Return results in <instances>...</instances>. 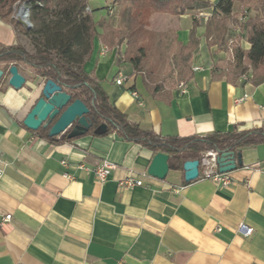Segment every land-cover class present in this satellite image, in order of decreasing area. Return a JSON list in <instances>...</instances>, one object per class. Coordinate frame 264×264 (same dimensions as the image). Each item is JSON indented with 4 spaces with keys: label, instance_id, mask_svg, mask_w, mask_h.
<instances>
[{
    "label": "crops",
    "instance_id": "1",
    "mask_svg": "<svg viewBox=\"0 0 264 264\" xmlns=\"http://www.w3.org/2000/svg\"><path fill=\"white\" fill-rule=\"evenodd\" d=\"M208 16L206 10L188 11L176 20L175 35L184 46L197 22L199 46L185 95L180 83L151 95L142 76L98 39L85 71L95 74L131 123L162 138L264 127V84H251V72L238 84L218 76L226 52L208 48ZM22 38L0 19L1 45H24ZM240 46L250 49L245 36ZM120 73L126 78L121 87L115 84ZM23 75L21 90L9 79L0 85V264H264V144L235 154L243 166L228 173L229 188L202 178L186 183L182 172L171 169L160 181L148 175L155 154L116 134L62 144L36 137L23 119L44 81ZM103 162L115 168L100 184L94 170ZM128 176L143 186L121 188ZM6 216L9 222H3ZM241 224L253 234L239 233Z\"/></svg>",
    "mask_w": 264,
    "mask_h": 264
},
{
    "label": "trees",
    "instance_id": "2",
    "mask_svg": "<svg viewBox=\"0 0 264 264\" xmlns=\"http://www.w3.org/2000/svg\"><path fill=\"white\" fill-rule=\"evenodd\" d=\"M22 1L0 0V19L27 38L35 47V52H30L21 43L12 46L0 44V70L4 72L1 86L6 84L11 66L17 67L23 77V74L30 73L34 80H51L72 97L71 103L81 101L89 109L87 121L92 127L85 135L99 137L95 135V130L105 124L108 132L100 137L116 134L155 155L163 153L169 156L170 169L183 174L184 165L200 161L203 153L214 151L220 155L225 152L236 154L244 148L264 144V127L245 131L235 127L232 132L213 133L205 137L162 138L153 131L143 130L131 123L111 101L95 74L85 71V65L94 52V41L98 39L109 51L115 49L118 62L129 64L134 74L142 76L147 91L158 96L168 88L160 70L166 64L163 55L171 53V49L168 43L163 44L167 41L164 38L155 42V34L148 30L151 17L164 14L179 18L188 11L210 10L205 30L206 44L210 49L215 46L225 48L228 46L227 24L233 16L235 2H241L254 15L240 24L245 35H239L231 41L235 46L232 49V62L218 76L238 84L251 72L250 83L259 86L264 84V0H217L215 3L208 0H115L117 6L130 11L138 20L139 28L129 34L112 28L105 20L95 22L92 13L88 12L90 0H26L25 9L29 12L31 24L26 29L13 19L15 6ZM110 9L114 10L108 7V14ZM196 29L197 22L194 21L187 45L179 43L176 36L171 42L176 50L169 62L173 68L171 71L180 79L178 83H186L193 76V53L199 46ZM243 36L250 46L248 51L240 46ZM160 47H163V51L159 50ZM213 71L217 72V69ZM51 127L33 133L52 144L71 143L79 139H69L72 128L64 135L50 137Z\"/></svg>",
    "mask_w": 264,
    "mask_h": 264
},
{
    "label": "water",
    "instance_id": "3",
    "mask_svg": "<svg viewBox=\"0 0 264 264\" xmlns=\"http://www.w3.org/2000/svg\"><path fill=\"white\" fill-rule=\"evenodd\" d=\"M19 22L24 27H31L27 15L23 11ZM8 84L14 90H21L26 84V79L19 73L17 67L11 66L9 69ZM4 77V72L0 70V82ZM72 97L68 95L55 82L49 80L40 85L39 96L33 107L23 119V125L32 132L39 129H46L52 125L49 136L59 137L72 128L69 139L80 138L88 133L92 125L87 121L89 109L81 101L71 103ZM107 125H102L95 130V135L107 134ZM221 174H228L236 170L237 166H243L241 154L237 156L232 152L222 153L217 160ZM200 161L187 162L184 165V177L186 183H191L199 179ZM170 174L169 156L159 153L155 155L149 169L148 175L160 181L167 179Z\"/></svg>",
    "mask_w": 264,
    "mask_h": 264
},
{
    "label": "rangeland",
    "instance_id": "4",
    "mask_svg": "<svg viewBox=\"0 0 264 264\" xmlns=\"http://www.w3.org/2000/svg\"><path fill=\"white\" fill-rule=\"evenodd\" d=\"M234 5L235 6H234V11H233V16L229 19V22L227 24L228 32L226 35V41H228V46H225V48H223L224 52H226L225 53L226 56H224V59L219 60V63L217 64L218 67L222 66L223 69L226 68V66L228 65L230 61L232 62V58H233L232 49H234L233 47L235 46L231 44L232 43L231 41L235 40V38H237L239 35L242 36L244 34L242 29L240 28V24L245 23L248 17L254 15L253 13H249V11L247 10L248 8L244 7L241 2H235ZM110 6L114 8V13L112 15L108 14V7ZM25 7H26V0L17 3L15 6V11L13 12L14 13L13 19L16 22H18V24L21 27L29 29V27H24L19 22V19H21L20 14L25 9ZM89 10L88 12L92 13L95 22H100L102 20H105L108 24H110L112 28L124 34H129L135 31L137 28H139V23L137 22L138 20L132 16L130 11H126L122 9L120 6H117L115 4V0H90ZM207 12L210 14V10ZM198 15H200V12H198ZM206 19H210V16L206 17L205 20ZM176 20H177L176 17H172V16L164 15V14H155L151 17L150 22H149L150 25L148 26V30L155 34L156 43L158 41H162V39L164 38L167 41H165V43L163 42V44L166 45V43H168L170 45L168 46H169V49H171V53L168 52V54L165 53V55H163V61H165L166 64L160 70L161 76H164L166 78L167 86H169L170 83L177 84L180 80L178 75L175 72L171 71L173 70V68L172 66H170L171 63L169 62L173 58V55H172L173 51L176 50L175 46L171 44V42H174V37L176 36L175 35V31L177 28ZM22 37H23L22 42L24 46L30 52L34 53L35 47L32 45V43L27 38H25L24 36ZM153 40H152V44H153ZM122 49L125 50V48H122ZM159 50L163 51V47H160ZM151 51L154 52L155 49L153 50L151 49ZM9 78H10V75L8 79ZM171 80L174 82H171ZM38 89H40V86L36 90Z\"/></svg>",
    "mask_w": 264,
    "mask_h": 264
},
{
    "label": "built area",
    "instance_id": "5",
    "mask_svg": "<svg viewBox=\"0 0 264 264\" xmlns=\"http://www.w3.org/2000/svg\"><path fill=\"white\" fill-rule=\"evenodd\" d=\"M28 17L29 20V12L24 9L23 10ZM22 11V12H23ZM21 12V13H22ZM114 13L113 9H110L109 14L112 15ZM21 16V14H20ZM107 50V48H105ZM195 71H199L200 68H195ZM126 82V78L123 74H118V77L115 79V84L119 87L123 86ZM179 89L182 95L187 94L186 84L181 82L179 84ZM132 97L139 101V94L135 91H131ZM241 102V101H240ZM220 154L214 151L206 152L202 155L200 160L199 166V179L202 178L204 180H210L214 183L220 184L224 188H229L233 185V181L230 178L229 174H221L219 171V166L217 160ZM65 164V163H63ZM5 163L2 161L1 152H0V179L4 177L5 174ZM115 166L109 162H103L100 164L95 170V176L97 181L100 184H104L107 182L108 178L110 177L112 171L114 170ZM143 186L142 181L135 179L133 176H128V178L120 183L121 188L131 189L135 187ZM11 220V216H6L3 222H9ZM220 231V229H218ZM238 232L243 234L246 237H249L253 234V229L247 227L244 224L239 225Z\"/></svg>",
    "mask_w": 264,
    "mask_h": 264
},
{
    "label": "flooded vegetation",
    "instance_id": "6",
    "mask_svg": "<svg viewBox=\"0 0 264 264\" xmlns=\"http://www.w3.org/2000/svg\"><path fill=\"white\" fill-rule=\"evenodd\" d=\"M76 126V125H75ZM72 131V130H71Z\"/></svg>",
    "mask_w": 264,
    "mask_h": 264
}]
</instances>
